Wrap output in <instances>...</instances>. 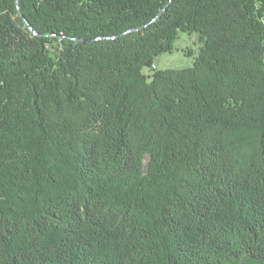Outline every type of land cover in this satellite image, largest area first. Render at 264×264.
<instances>
[{"label":"trees","instance_id":"obj_1","mask_svg":"<svg viewBox=\"0 0 264 264\" xmlns=\"http://www.w3.org/2000/svg\"><path fill=\"white\" fill-rule=\"evenodd\" d=\"M0 264H264V0H0Z\"/></svg>","mask_w":264,"mask_h":264},{"label":"rangeland","instance_id":"obj_2","mask_svg":"<svg viewBox=\"0 0 264 264\" xmlns=\"http://www.w3.org/2000/svg\"><path fill=\"white\" fill-rule=\"evenodd\" d=\"M199 42L195 34L180 32L170 53L157 57L154 68H181L192 65L194 55L198 52ZM190 51L191 53H188Z\"/></svg>","mask_w":264,"mask_h":264},{"label":"built area","instance_id":"obj_3","mask_svg":"<svg viewBox=\"0 0 264 264\" xmlns=\"http://www.w3.org/2000/svg\"><path fill=\"white\" fill-rule=\"evenodd\" d=\"M155 66V65H154Z\"/></svg>","mask_w":264,"mask_h":264}]
</instances>
